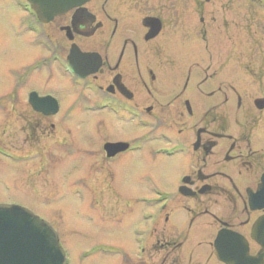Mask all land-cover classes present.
Instances as JSON below:
<instances>
[{
  "label": "flooded vegetation",
  "instance_id": "1",
  "mask_svg": "<svg viewBox=\"0 0 264 264\" xmlns=\"http://www.w3.org/2000/svg\"><path fill=\"white\" fill-rule=\"evenodd\" d=\"M52 5L0 0L39 54L13 71V97L34 119V139L56 136L76 151L81 202L109 207L104 187L124 199L128 264H264V0ZM51 80L60 91L40 87ZM74 113L117 134L75 147L63 136ZM148 163L165 184L136 174ZM125 176L143 188L129 193Z\"/></svg>",
  "mask_w": 264,
  "mask_h": 264
},
{
  "label": "rangeland",
  "instance_id": "2",
  "mask_svg": "<svg viewBox=\"0 0 264 264\" xmlns=\"http://www.w3.org/2000/svg\"><path fill=\"white\" fill-rule=\"evenodd\" d=\"M12 16V12H0V102L4 105L0 109V149L8 154L0 155V203L25 207L46 220L58 233L67 264H128L130 259L123 250L130 241L127 231L132 218L125 214L124 199L104 187L101 194L109 201V207L89 206L86 201L90 196L81 202L75 189L83 167L79 166L76 151H71L70 146L56 144V136L47 138L39 133L34 139L36 131L31 128L34 119L24 101H16L13 97V71L39 54L36 48H29L26 35L14 28ZM217 35L220 38L221 31ZM60 84V81L51 80L39 85L42 89L60 91ZM72 95L68 92L66 99ZM92 115H72L66 124L68 131H63L68 143L89 149L100 136L117 134L108 122L95 130ZM86 153L80 156L91 169L93 152ZM33 154L36 157L30 159ZM147 165L136 166V174L147 173L148 185L165 184V173ZM125 177L121 185H129V193L143 188L140 181ZM84 181L93 186L94 176ZM84 194L87 197L89 193L84 191Z\"/></svg>",
  "mask_w": 264,
  "mask_h": 264
},
{
  "label": "water",
  "instance_id": "3",
  "mask_svg": "<svg viewBox=\"0 0 264 264\" xmlns=\"http://www.w3.org/2000/svg\"><path fill=\"white\" fill-rule=\"evenodd\" d=\"M35 1L41 9H46L50 3H57L52 7L63 10L85 0ZM58 13L63 12H42L47 19ZM69 61L76 73L82 72L73 66L71 56ZM89 71L83 72L84 75ZM0 264H66V255L57 232L47 221L25 207L0 203Z\"/></svg>",
  "mask_w": 264,
  "mask_h": 264
}]
</instances>
